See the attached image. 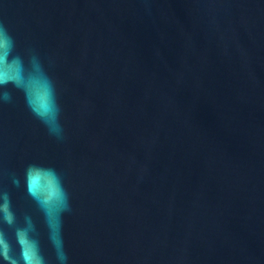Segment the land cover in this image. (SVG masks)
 <instances>
[{"label": "water", "instance_id": "1", "mask_svg": "<svg viewBox=\"0 0 264 264\" xmlns=\"http://www.w3.org/2000/svg\"><path fill=\"white\" fill-rule=\"evenodd\" d=\"M0 23L60 108L58 138L23 92L0 103V189L48 264L53 243L67 264H264V0H0ZM30 165L67 194L47 224Z\"/></svg>", "mask_w": 264, "mask_h": 264}, {"label": "clouds", "instance_id": "2", "mask_svg": "<svg viewBox=\"0 0 264 264\" xmlns=\"http://www.w3.org/2000/svg\"><path fill=\"white\" fill-rule=\"evenodd\" d=\"M24 93L26 103L33 114L60 138V108L56 102L52 82L43 71L38 57L28 52L21 55L16 50V41L9 30L0 23V103L12 101L9 90ZM43 92L44 103L37 105L36 89ZM11 185L21 186V178L10 174ZM23 186L36 202L48 223L49 206L55 200L64 201L67 207V194L54 169L30 165L23 175ZM57 264H67V255L53 243ZM0 264H48L40 251L38 232L32 217L25 214L18 219L13 210L10 193L0 189Z\"/></svg>", "mask_w": 264, "mask_h": 264}]
</instances>
